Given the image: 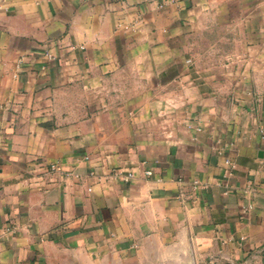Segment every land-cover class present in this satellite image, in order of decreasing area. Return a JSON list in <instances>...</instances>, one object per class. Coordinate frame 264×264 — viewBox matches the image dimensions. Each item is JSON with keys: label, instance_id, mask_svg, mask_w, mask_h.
I'll use <instances>...</instances> for the list:
<instances>
[{"label": "crops", "instance_id": "0c3cea01", "mask_svg": "<svg viewBox=\"0 0 264 264\" xmlns=\"http://www.w3.org/2000/svg\"><path fill=\"white\" fill-rule=\"evenodd\" d=\"M0 264H264V0H0Z\"/></svg>", "mask_w": 264, "mask_h": 264}, {"label": "built area", "instance_id": "2783aa9c", "mask_svg": "<svg viewBox=\"0 0 264 264\" xmlns=\"http://www.w3.org/2000/svg\"><path fill=\"white\" fill-rule=\"evenodd\" d=\"M45 56L47 57L48 60H52V56L48 52L45 53ZM19 62H21V60H19ZM225 163L228 164V166H230V168L234 167L232 162H230L228 159L225 160ZM51 170H56V166H51ZM143 173L145 176L151 175L150 170H145ZM111 175H112V177L119 178L120 180L126 182L132 177V172H127L125 174H121L119 171H113Z\"/></svg>", "mask_w": 264, "mask_h": 264}]
</instances>
